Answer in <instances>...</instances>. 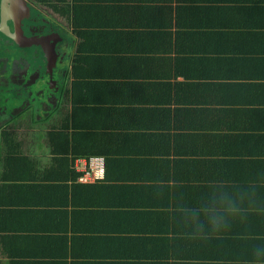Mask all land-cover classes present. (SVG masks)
<instances>
[{
  "label": "crops",
  "instance_id": "obj_1",
  "mask_svg": "<svg viewBox=\"0 0 264 264\" xmlns=\"http://www.w3.org/2000/svg\"><path fill=\"white\" fill-rule=\"evenodd\" d=\"M73 3L55 84L33 103L2 89L0 264H246L264 211L192 238L182 209L223 185L264 210V0H49L45 13ZM89 156L105 173L83 182Z\"/></svg>",
  "mask_w": 264,
  "mask_h": 264
},
{
  "label": "flooded vegetation",
  "instance_id": "obj_2",
  "mask_svg": "<svg viewBox=\"0 0 264 264\" xmlns=\"http://www.w3.org/2000/svg\"><path fill=\"white\" fill-rule=\"evenodd\" d=\"M10 1L17 2L18 0H9L8 2ZM48 1L49 0H24V5L28 9V16L20 22V18L26 15L23 6L19 13L13 16H4L2 12L3 3L2 0H0V27L4 30H0V86H4L2 89L5 91L9 90L11 92H16L17 95L24 92L27 93L26 90L29 88L28 86L31 85L36 77V71H38L37 73H39V77L42 76L44 80L43 67H45V60L43 59V54L39 47L31 46L27 49H20L19 47H16L13 40L5 35L4 32L13 34L15 28H18L20 24L23 35L27 38L35 37L37 35H46L51 32H56L62 36L59 31L60 22L53 18V16L50 17L45 13ZM7 6L9 7V12L14 14L15 11L11 12V6L9 3ZM14 6L15 5H13V7ZM37 13L39 14L37 15ZM52 22L55 25H53ZM56 51L62 52V46L60 43L57 44ZM19 58L21 59L18 61ZM56 71L57 69H54L53 80Z\"/></svg>",
  "mask_w": 264,
  "mask_h": 264
},
{
  "label": "clouds",
  "instance_id": "obj_3",
  "mask_svg": "<svg viewBox=\"0 0 264 264\" xmlns=\"http://www.w3.org/2000/svg\"><path fill=\"white\" fill-rule=\"evenodd\" d=\"M255 207L254 193L243 190H227L223 185L215 191L209 200L197 207L182 209L187 234L192 238H206L211 234L226 231L230 223L248 214H260ZM251 260L246 264H264V245H255Z\"/></svg>",
  "mask_w": 264,
  "mask_h": 264
},
{
  "label": "water",
  "instance_id": "obj_4",
  "mask_svg": "<svg viewBox=\"0 0 264 264\" xmlns=\"http://www.w3.org/2000/svg\"><path fill=\"white\" fill-rule=\"evenodd\" d=\"M9 0H2V12L3 15H9V16H13L17 13H19L22 10V6L24 8V10L26 11V15L22 16L20 18V22L22 19H24L25 17L28 16V9L27 7L24 5V0H18L17 2H8ZM14 1V0H13ZM10 4L11 8V12H14V14H11L9 12V7L7 6V4ZM13 5H15L13 7ZM13 7V8H12ZM1 31H4L1 27H0ZM5 35H7L10 39L13 40V43H15L16 47H19L20 49H27L30 48L31 46L34 47H39L41 53L43 54V59L45 60V75L47 77V80L49 81V83H54L55 81H53V76H54V69L56 68V65L59 63H61L63 57L66 55V50L68 49L69 45L68 44H64V39L62 36H60L58 33L56 32H51L49 34L46 35H41V36H33L31 38H27L26 36L23 35V31L20 27V24L18 26V28H15V31L13 34H9L8 32H4ZM64 44L62 46V50L64 47V52H57L56 51V46L57 44ZM21 58L18 59V61ZM38 71L35 72V79L32 81V83H35V80L37 78H39V73H37ZM31 83V85H32ZM47 84H49L48 82H46ZM30 85V86H31ZM30 86H28L29 88L26 90L28 93V96L31 97L32 96V92L30 91ZM27 88V87H26ZM56 90H54L55 93H57V88H54ZM56 96L54 95H49V98L47 99L48 102H51L52 100H56ZM29 106V105H28Z\"/></svg>",
  "mask_w": 264,
  "mask_h": 264
},
{
  "label": "rangeland",
  "instance_id": "obj_5",
  "mask_svg": "<svg viewBox=\"0 0 264 264\" xmlns=\"http://www.w3.org/2000/svg\"><path fill=\"white\" fill-rule=\"evenodd\" d=\"M38 14H39V13H37V15H38ZM53 18H55V19H61L60 16H56V17L53 16ZM52 24L55 25L53 22H52ZM60 24H61V23H60ZM59 31L61 32L62 37H63V39H64V44H68V45L70 46V45H71V42H70V39H69V34L67 33V29H66L64 26H60ZM64 44H63V45H64ZM63 45H62V46H63ZM68 49H69V48H68ZM65 50H66V49H65ZM65 50H64V47H63L62 52H64ZM66 51L68 52V50H66ZM67 59H68V56L64 58V62H67ZM43 72H45V67H43ZM44 81H45V82H48L45 73H44V80H43V77L40 76L39 78H37V79L35 80V83H33V84L30 86V91L32 92V96H31V98H30L31 103H33L34 100L37 99L42 93H46V92L48 91L50 84H47V83H45ZM2 87H4V86H0V107L3 106L4 109H6L5 106H7L9 102L4 101V99H5V98L8 99L9 95L11 94V92H2ZM3 95H5V98H4ZM30 106H33V105H30ZM27 107H29V106H27ZM10 116H11V115L9 114V108H8L5 117H1V115H0V121L2 120V122H3V121L5 122L4 119H8V118H10ZM37 117H40V116H39V115H36L35 118H32L34 121H33L30 125H29V122H28V123H27V126L29 127V126H34L35 124H37V122H38V121H37ZM32 119H31V120H32ZM12 123H13V122H12Z\"/></svg>",
  "mask_w": 264,
  "mask_h": 264
},
{
  "label": "built area",
  "instance_id": "obj_6",
  "mask_svg": "<svg viewBox=\"0 0 264 264\" xmlns=\"http://www.w3.org/2000/svg\"><path fill=\"white\" fill-rule=\"evenodd\" d=\"M101 156H89L86 157L85 166L82 170L83 174L80 176V180L88 182L96 179H101L105 173V161Z\"/></svg>",
  "mask_w": 264,
  "mask_h": 264
},
{
  "label": "trees",
  "instance_id": "obj_7",
  "mask_svg": "<svg viewBox=\"0 0 264 264\" xmlns=\"http://www.w3.org/2000/svg\"><path fill=\"white\" fill-rule=\"evenodd\" d=\"M52 7L54 8V13H56L58 15H62L65 19L69 18V20L72 23L73 34L74 35L78 34V32L74 31L75 30L74 29V27H75V17H76V7H75L74 3H73V6L71 8V10H72L71 12H70V6L68 4L64 8L63 7H57V5H54V4H52ZM66 9H69V11L66 10ZM28 109H29V107L26 108V110H28ZM3 132H5L4 135H2V133H1L2 136L0 137V142L2 144H4V142H5L4 139H5L6 136H8V138H9V134L6 131H3ZM3 148H4V146H3Z\"/></svg>",
  "mask_w": 264,
  "mask_h": 264
}]
</instances>
